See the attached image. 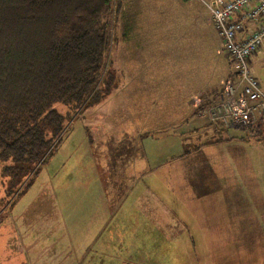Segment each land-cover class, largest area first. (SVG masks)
<instances>
[{
    "label": "crops",
    "instance_id": "1",
    "mask_svg": "<svg viewBox=\"0 0 264 264\" xmlns=\"http://www.w3.org/2000/svg\"><path fill=\"white\" fill-rule=\"evenodd\" d=\"M255 27L247 23L246 32ZM172 51L164 46L149 61L137 58L132 79H144L149 63H172L164 73L180 81L169 100L168 110L175 114L159 124L161 130L129 137L138 145L136 152L129 144L107 152L104 184L73 186L76 199L84 201L70 202L76 211L71 210V231L63 221L68 200L59 192L50 202L61 223L52 249L62 257L83 256L78 264H264V114L254 124L255 137L209 126L203 111L218 100L224 81L235 77L232 61L221 65L219 83L209 91L208 78L192 85L189 75L179 72L185 57H171ZM250 67L264 91V45ZM150 73L153 81V68ZM161 103L143 100L141 112L157 111ZM30 261L26 255L21 264Z\"/></svg>",
    "mask_w": 264,
    "mask_h": 264
},
{
    "label": "rangeland",
    "instance_id": "2",
    "mask_svg": "<svg viewBox=\"0 0 264 264\" xmlns=\"http://www.w3.org/2000/svg\"><path fill=\"white\" fill-rule=\"evenodd\" d=\"M121 1L118 17L111 15L113 40L105 58L104 76L112 77L111 91L81 114L62 103L53 105L52 108L65 117V135L56 153L35 168L29 177L11 186L10 175L3 172L11 163L0 161V264L26 263V255L31 264L60 263L56 256L61 258L62 264L83 262V256L78 259L73 254L62 257L64 254L52 249L55 232L60 233L61 223H57L50 202L59 192L68 200L62 206L63 221L71 231L72 217H75L72 211H76L70 202L84 201L76 199L79 193L73 186L86 189L104 184L107 152L118 153L119 148L128 144L129 151L133 148L136 152L138 145L129 137L161 130L159 124L175 114L168 110L169 100L175 92L173 84L180 81L169 79L164 73L173 64L144 65L147 68L144 79L136 82L132 78L136 76L137 58L149 61L160 47H173L169 52L171 57H185V62L178 64L179 72L187 73L192 85L205 83L208 78L209 91L219 83L223 72L221 65H229L223 41L199 0ZM152 68L156 78L150 81ZM136 84L139 85L137 89ZM149 85L154 87L149 88ZM137 90L143 97L135 95ZM143 100L163 103L155 107L157 111L147 108L143 113ZM242 160L246 162L247 159ZM235 163L232 161L233 166Z\"/></svg>",
    "mask_w": 264,
    "mask_h": 264
},
{
    "label": "trees",
    "instance_id": "3",
    "mask_svg": "<svg viewBox=\"0 0 264 264\" xmlns=\"http://www.w3.org/2000/svg\"><path fill=\"white\" fill-rule=\"evenodd\" d=\"M121 7V0H0V161L11 163L3 169L11 186L56 153L66 128L55 103L81 114L111 91L105 58L111 15Z\"/></svg>",
    "mask_w": 264,
    "mask_h": 264
},
{
    "label": "built area",
    "instance_id": "4",
    "mask_svg": "<svg viewBox=\"0 0 264 264\" xmlns=\"http://www.w3.org/2000/svg\"><path fill=\"white\" fill-rule=\"evenodd\" d=\"M223 41L234 78L224 81L218 100L204 109L212 128H235L244 132L264 114V91L253 75L251 57L264 45V0H201ZM256 27L246 32V24Z\"/></svg>",
    "mask_w": 264,
    "mask_h": 264
}]
</instances>
